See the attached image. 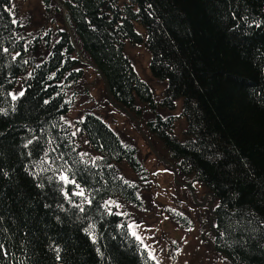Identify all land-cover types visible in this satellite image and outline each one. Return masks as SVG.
Wrapping results in <instances>:
<instances>
[{
  "label": "trees",
  "instance_id": "1",
  "mask_svg": "<svg viewBox=\"0 0 264 264\" xmlns=\"http://www.w3.org/2000/svg\"><path fill=\"white\" fill-rule=\"evenodd\" d=\"M11 1L0 0V264H157L106 204L140 203L118 165L141 175L137 147L94 111L77 123L98 157L81 152L72 130L67 93L84 75L80 54L180 173L218 200V251L232 264H264V0H43L66 13L53 38L27 33ZM127 40L150 49L153 77L167 83L161 98ZM182 114L184 139L175 133Z\"/></svg>",
  "mask_w": 264,
  "mask_h": 264
},
{
  "label": "rangeland",
  "instance_id": "2",
  "mask_svg": "<svg viewBox=\"0 0 264 264\" xmlns=\"http://www.w3.org/2000/svg\"><path fill=\"white\" fill-rule=\"evenodd\" d=\"M11 10L27 33L35 34L40 31L45 35L51 32L53 38L54 30L65 27V10L60 11V7L56 9L52 2L47 9L43 0H12ZM136 27L140 32H145L139 22H136ZM125 46L136 71L151 84L157 98H161L167 83L153 77L150 68L152 56L148 46L144 42L134 44L130 40L125 42ZM78 49L81 53L80 48ZM48 51L43 50V57ZM78 56L84 75L69 87L67 96L72 101L68 119L81 152L92 158L99 155L77 123L87 111H94L118 131L123 140L137 147L144 167V172L140 175L126 161L118 163L123 176L139 187L140 203L112 197L108 199L107 206L124 214L130 225L137 226L131 228V233L136 231L142 238L140 241L143 246H149L147 250L153 252L159 264H232L224 254L215 249L213 243L212 227L215 221L211 213L218 200L204 184L185 178L180 173L178 167L169 160L168 151L150 133L144 120H139L129 110L112 104L100 72L91 60L83 59L81 54ZM22 90L23 84L19 82L14 95ZM175 103L177 105L173 114H181L183 99L178 98ZM186 123L182 114L175 128V133L181 139H184L185 133L181 131L187 128ZM173 210L186 216L190 220V226L179 224L171 216Z\"/></svg>",
  "mask_w": 264,
  "mask_h": 264
},
{
  "label": "snow or ice",
  "instance_id": "3",
  "mask_svg": "<svg viewBox=\"0 0 264 264\" xmlns=\"http://www.w3.org/2000/svg\"><path fill=\"white\" fill-rule=\"evenodd\" d=\"M19 95H20V96H23L24 93L21 92V93H19ZM15 98H16V96H13V99H15ZM61 179L64 180L66 183H67V182L75 183V181H68V178H67L66 176H61ZM79 194H80V195H83V190H81V192H80ZM111 203H114V201L111 202ZM129 227H130V228H135V227H137V226H136V225H129ZM132 235H133V236H136L137 239H141V240H142V238L139 237V236L137 235L136 231H133V232H132ZM145 247L147 248V247H149V246L145 245ZM149 255L151 256V258H152L153 260H157V257L153 254L152 251L149 252ZM157 264H159V261H158V260H157Z\"/></svg>",
  "mask_w": 264,
  "mask_h": 264
},
{
  "label": "water",
  "instance_id": "4",
  "mask_svg": "<svg viewBox=\"0 0 264 264\" xmlns=\"http://www.w3.org/2000/svg\"><path fill=\"white\" fill-rule=\"evenodd\" d=\"M100 74H101V76H102V78H103V80H104V82L106 84L107 94H109V97L111 99L112 104L113 105H118L119 107H121L122 109H124V110L127 111L128 109L126 107H124L123 105H121L120 103H118L116 100H114L113 94L111 93L110 84L107 81L106 76L104 75L103 72H101ZM211 195H212V193H211Z\"/></svg>",
  "mask_w": 264,
  "mask_h": 264
},
{
  "label": "bare ground",
  "instance_id": "5",
  "mask_svg": "<svg viewBox=\"0 0 264 264\" xmlns=\"http://www.w3.org/2000/svg\"><path fill=\"white\" fill-rule=\"evenodd\" d=\"M101 73V72H100Z\"/></svg>",
  "mask_w": 264,
  "mask_h": 264
}]
</instances>
